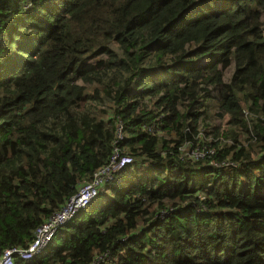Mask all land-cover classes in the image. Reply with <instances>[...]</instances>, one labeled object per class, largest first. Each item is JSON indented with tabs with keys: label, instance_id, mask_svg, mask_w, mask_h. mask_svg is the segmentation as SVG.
I'll return each mask as SVG.
<instances>
[{
	"label": "trees",
	"instance_id": "trees-1",
	"mask_svg": "<svg viewBox=\"0 0 264 264\" xmlns=\"http://www.w3.org/2000/svg\"><path fill=\"white\" fill-rule=\"evenodd\" d=\"M116 146L133 163L15 264H264V0H0V249Z\"/></svg>",
	"mask_w": 264,
	"mask_h": 264
},
{
	"label": "built area",
	"instance_id": "built-area-1",
	"mask_svg": "<svg viewBox=\"0 0 264 264\" xmlns=\"http://www.w3.org/2000/svg\"><path fill=\"white\" fill-rule=\"evenodd\" d=\"M120 137H122L120 135ZM190 142L181 147L184 155L192 159L205 157L208 152L204 148L197 147L189 151ZM133 156L125 154L118 146L114 148L113 155L108 164L98 169L90 182L83 185L58 212L54 213L46 222L41 224L35 231L34 240L27 247H13L5 250L0 249V264H15V257L33 259L49 247L59 229L67 222L72 221L77 214L88 207L98 196L100 189L114 180L117 173L133 163Z\"/></svg>",
	"mask_w": 264,
	"mask_h": 264
},
{
	"label": "rangeland",
	"instance_id": "rangeland-1",
	"mask_svg": "<svg viewBox=\"0 0 264 264\" xmlns=\"http://www.w3.org/2000/svg\"><path fill=\"white\" fill-rule=\"evenodd\" d=\"M227 118V117H226ZM226 118H225V120H223V127H225V128H229V125L227 124V121H226ZM240 138L244 141V142H247L245 139L246 138H244L243 136H242V134H240ZM141 170H142V172L143 173H146L148 170H147V168L146 167H143V168H140ZM150 170V169H149Z\"/></svg>",
	"mask_w": 264,
	"mask_h": 264
}]
</instances>
